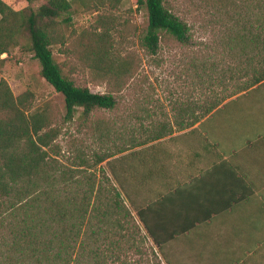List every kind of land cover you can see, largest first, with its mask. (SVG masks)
<instances>
[{"label":"trees","instance_id":"1","mask_svg":"<svg viewBox=\"0 0 264 264\" xmlns=\"http://www.w3.org/2000/svg\"><path fill=\"white\" fill-rule=\"evenodd\" d=\"M73 1L90 14L100 7L115 6L120 0ZM163 1L137 0L146 13L141 46L149 54L156 51L161 34L178 43L187 40L186 26L166 10ZM200 1L222 6L234 0ZM256 1L260 2L258 14L263 25L251 43L257 52H264V0ZM71 7L68 0H44L34 9H13L0 0V56L13 48L32 55L40 77L62 98L65 122L74 120L77 110L81 120L94 109L111 110L115 100L110 93L90 92L64 77L53 60L52 46L75 54L90 73L114 91L133 75L134 64L130 54L120 58L113 54L104 20L97 19L91 27L78 31L69 30ZM247 82L240 90L244 94L264 83V55ZM31 97L28 90L14 95L0 80V227L5 229L0 264H136L127 261L125 254L138 251V238L149 239L161 254L166 242L189 228L184 216L189 203L179 190L181 180L191 179L190 173L197 170L182 169V165L197 162L215 148L224 149L214 138V129L208 131L214 114L224 115L223 126L228 127L227 136L233 139L227 148L231 158L239 150L260 148L259 160L264 163V121L247 116L243 125L233 122L225 112L233 102L229 101L219 108L211 104L203 115L206 119L200 122V118H193L184 134L166 136L157 132L138 143L137 149L117 157L92 152L91 163L78 155V164L60 166L51 156L57 154L52 142L58 130L50 127L46 109L27 113ZM167 143L182 148L168 150ZM102 162L109 177L98 167ZM170 162L179 168L169 169ZM227 172L245 185L246 172ZM242 201L249 202L235 195L232 200L211 203V209L214 213L230 211ZM196 206L203 204L197 202ZM173 212L178 213L174 218ZM152 255L156 259L154 252ZM153 264L161 263L156 259Z\"/></svg>","mask_w":264,"mask_h":264},{"label":"rangeland","instance_id":"2","mask_svg":"<svg viewBox=\"0 0 264 264\" xmlns=\"http://www.w3.org/2000/svg\"><path fill=\"white\" fill-rule=\"evenodd\" d=\"M2 1L13 9L28 6L34 9L44 2ZM68 1L72 4L69 30L78 31L91 27L97 19L104 20L109 27L107 33L113 54L119 58L130 54L134 64L133 75L119 91H114L90 73L75 54L59 45L52 46L53 60L64 77L90 92L110 93L115 100L111 110L94 109L85 120H81L77 110L74 120L65 122L62 98L40 77L39 66L32 55L13 48L0 56V80L7 83L14 95L25 90L31 92L27 113L44 108L50 116V127L57 128L58 135L52 142L57 154H51L57 165L78 164L75 159L78 155L91 163L92 152H107L117 157L121 152L137 149L138 143L157 132L168 136L185 130L193 118L203 120L211 104L219 108L233 101L225 106V112L241 125L247 116L257 122L264 121V83L246 94L240 91L264 55L251 43L263 25L258 14L260 2L234 0L219 6L200 0H164L166 10L186 26L187 40L178 43L161 34L156 51L149 54L141 46L146 13L142 5H137V0H120L115 6L100 7L90 14L77 1ZM223 119L224 115L214 114L208 126V131L214 129L222 143L228 133ZM172 145L167 143L168 150H172ZM241 164L245 166L244 162ZM98 167L109 177L104 162ZM94 170L98 174V168ZM247 172L251 173L250 178L255 179L259 190L254 193V202L241 213L257 215L256 197L261 194L264 198V184L257 181L259 174L255 170ZM241 213L216 219L214 233L206 239L200 233L173 238L162 247V255L149 239L138 238L135 243L138 251L127 252L125 258L136 264H153L156 259L161 264H264V234L241 226L238 219ZM262 219L264 222V213ZM139 228L144 235L140 225ZM4 231L0 227V241Z\"/></svg>","mask_w":264,"mask_h":264},{"label":"crops","instance_id":"3","mask_svg":"<svg viewBox=\"0 0 264 264\" xmlns=\"http://www.w3.org/2000/svg\"><path fill=\"white\" fill-rule=\"evenodd\" d=\"M205 119L206 117L203 120H200V122H203ZM197 125L198 124H195L193 128ZM188 130L189 129L180 130V132L173 133L172 136L184 134ZM227 134L228 133L224 135V139L226 141H224V143L219 140L216 134H213L214 138L218 140L220 145H223L224 149L220 148L221 150H219L215 148L212 150V152L204 153L202 155V158L199 159L197 162H194L193 164L182 165V169L193 168L197 171L190 173L192 180L183 179L180 183L181 187L179 192L182 195L184 201H187L189 203L188 208H184L186 225H189V228L187 232H185L184 234H180L179 236H190L193 234L196 235L200 233V236L203 235L206 239L208 238V235L211 236L212 233H214L213 226L215 222H217L216 219L225 218L228 215H232L239 212L241 213L243 212V210H245L246 207L251 205L255 200L254 193L256 190H259V186L256 185L255 179L250 178L251 173H248L247 170H255L256 173L259 174V176L256 177L258 178L257 181L261 182V184H264V179H262V177L264 176V172H262V169L264 168V163L259 160L261 156L259 150L260 148L249 151L239 150L237 151L236 157L231 158L232 154L227 148H229L228 146L231 144L233 139L230 138L232 137L231 135H228V137ZM233 137H235V135ZM180 147L179 144L178 146L176 144H173L172 151L177 152ZM217 156L221 157L220 160H218ZM241 159H243V161ZM241 162H244L245 166L241 164ZM189 165L192 166L188 167ZM250 165H252V168H249ZM174 167H177L176 163L170 162L169 169ZM231 169L235 171L240 170L241 172L244 171L248 174V179L244 180L245 185L243 183H238L235 179L236 177H234L235 175L227 172ZM235 195L236 197L238 195L241 196L242 199L247 198L249 202L245 204L244 201H242V203L234 205L230 211L226 210L214 213V211L211 209V203L229 201L234 199ZM256 198L258 200V212L256 213L257 215H249L246 214L247 212H245L241 213L238 219H240L241 221L240 225L245 226L246 230L248 228L250 232L254 230L257 233L264 234V222L262 219V214L264 213V198L261 194H259ZM197 202L202 203L203 206H196ZM175 214L178 213L173 212V218L176 216ZM192 221H197V223L193 225ZM233 230H237L238 233L240 232V230L238 229ZM201 240L204 241L203 239ZM201 240H198L197 242H201ZM194 241H196V239H194Z\"/></svg>","mask_w":264,"mask_h":264}]
</instances>
